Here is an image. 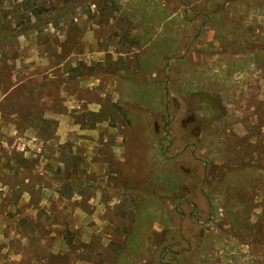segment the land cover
I'll list each match as a JSON object with an SVG mask.
<instances>
[{"label":"rangeland","instance_id":"374dc122","mask_svg":"<svg viewBox=\"0 0 264 264\" xmlns=\"http://www.w3.org/2000/svg\"><path fill=\"white\" fill-rule=\"evenodd\" d=\"M0 264H264V0H0Z\"/></svg>","mask_w":264,"mask_h":264}]
</instances>
